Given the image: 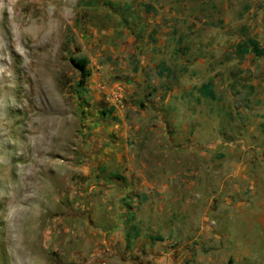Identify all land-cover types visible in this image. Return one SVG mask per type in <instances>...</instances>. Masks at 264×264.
Masks as SVG:
<instances>
[{
	"label": "rangeland",
	"instance_id": "rangeland-1",
	"mask_svg": "<svg viewBox=\"0 0 264 264\" xmlns=\"http://www.w3.org/2000/svg\"><path fill=\"white\" fill-rule=\"evenodd\" d=\"M0 264H264V0H0Z\"/></svg>",
	"mask_w": 264,
	"mask_h": 264
},
{
	"label": "trees",
	"instance_id": "trees-1",
	"mask_svg": "<svg viewBox=\"0 0 264 264\" xmlns=\"http://www.w3.org/2000/svg\"><path fill=\"white\" fill-rule=\"evenodd\" d=\"M71 63L73 64L74 68L79 72L81 77V84L85 82L91 75L90 69L88 67L89 61L87 58H80V59H72ZM205 96L207 97H214L213 92L209 89L208 85L202 87Z\"/></svg>",
	"mask_w": 264,
	"mask_h": 264
},
{
	"label": "crops",
	"instance_id": "crops-1",
	"mask_svg": "<svg viewBox=\"0 0 264 264\" xmlns=\"http://www.w3.org/2000/svg\"><path fill=\"white\" fill-rule=\"evenodd\" d=\"M122 223H123V220L121 219V217H115L114 219L111 218V219L106 220V225L104 224L102 229H99L101 234L103 235V241L105 244H107V246H108V244L113 243L115 241L113 238V234L119 233L117 231L116 233L114 232L112 234L111 229H108V227L109 226H111V228H114L116 226L122 227V225H123Z\"/></svg>",
	"mask_w": 264,
	"mask_h": 264
}]
</instances>
